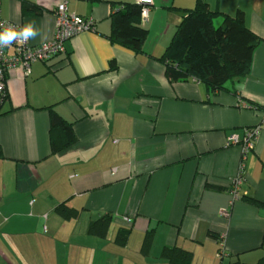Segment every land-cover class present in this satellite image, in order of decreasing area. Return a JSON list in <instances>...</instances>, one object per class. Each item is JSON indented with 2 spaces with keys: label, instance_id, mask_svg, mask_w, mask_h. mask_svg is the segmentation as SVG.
<instances>
[{
  "label": "crops",
  "instance_id": "obj_1",
  "mask_svg": "<svg viewBox=\"0 0 264 264\" xmlns=\"http://www.w3.org/2000/svg\"><path fill=\"white\" fill-rule=\"evenodd\" d=\"M197 1L70 0L69 11L93 18L95 30L34 62L29 75L10 69L0 104V264H178L172 251L189 253V264L264 258V131L244 161L238 199L230 190L242 148L227 143L262 119L264 0H205L213 11H243L262 39L250 73L215 93L193 78L171 81L160 59ZM0 2L4 20L35 22L41 34L31 44L54 38L61 0ZM127 3L148 8L138 54L110 38L112 15ZM50 109L76 135L56 154ZM61 206L76 215L65 218ZM106 215L105 235L90 232Z\"/></svg>",
  "mask_w": 264,
  "mask_h": 264
},
{
  "label": "trees",
  "instance_id": "obj_2",
  "mask_svg": "<svg viewBox=\"0 0 264 264\" xmlns=\"http://www.w3.org/2000/svg\"><path fill=\"white\" fill-rule=\"evenodd\" d=\"M34 8L25 4L24 11ZM142 10L141 4L127 3L121 4L112 15L111 40L137 54L143 52L148 36L141 19ZM218 16L223 17V22L216 27ZM261 42V37L247 27L243 11L231 16L213 11L205 0H198L193 9L183 10V19L160 59L166 64V75L171 81L193 78L215 93L225 89L227 81L245 78L250 73L254 52ZM112 65L115 67L114 63ZM50 115L51 150L56 154L73 145L76 135L71 123L52 109ZM251 201L258 204L256 200ZM60 213L65 218L76 215V211L65 206L60 207ZM110 223L111 217L103 216L92 223L90 232L105 235ZM127 236L128 231H121L118 242L124 244ZM168 254L175 263H190L187 252ZM256 264H264V258Z\"/></svg>",
  "mask_w": 264,
  "mask_h": 264
},
{
  "label": "built area",
  "instance_id": "obj_3",
  "mask_svg": "<svg viewBox=\"0 0 264 264\" xmlns=\"http://www.w3.org/2000/svg\"><path fill=\"white\" fill-rule=\"evenodd\" d=\"M69 1L70 0H61L56 8V29L54 38L52 40L40 45H33L29 40L23 45L14 43L10 47L0 49V104H3L8 100V73L10 69L17 66H22L24 73L29 75L31 72V66L34 62H47L57 55L66 53V42L68 40L84 31L95 30L96 21L93 18H86L76 13L70 12L68 8ZM121 8H123V6H121ZM147 18L148 8L144 7L143 5L141 15L142 22L145 23ZM2 22L19 25L11 21L4 20L1 16L0 7V23ZM10 48H12L11 52H9ZM262 131H264V107L262 119L258 125L246 129L243 137H240L237 134H232L227 139L228 144H237L242 148L243 160L240 163L237 176L232 180L230 190L234 199L239 198L240 189L245 179L244 161L246 160L250 151L254 148L255 143ZM222 252H224V248L222 249Z\"/></svg>",
  "mask_w": 264,
  "mask_h": 264
},
{
  "label": "clouds",
  "instance_id": "obj_4",
  "mask_svg": "<svg viewBox=\"0 0 264 264\" xmlns=\"http://www.w3.org/2000/svg\"><path fill=\"white\" fill-rule=\"evenodd\" d=\"M40 34V30L35 26L34 21H28L23 25L2 22L0 23V49L10 47L14 43L23 45Z\"/></svg>",
  "mask_w": 264,
  "mask_h": 264
},
{
  "label": "rangeland",
  "instance_id": "obj_5",
  "mask_svg": "<svg viewBox=\"0 0 264 264\" xmlns=\"http://www.w3.org/2000/svg\"><path fill=\"white\" fill-rule=\"evenodd\" d=\"M215 26L218 27L219 26V23L218 21L215 22Z\"/></svg>",
  "mask_w": 264,
  "mask_h": 264
}]
</instances>
